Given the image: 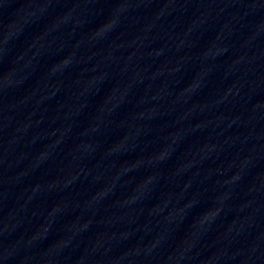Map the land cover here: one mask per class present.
<instances>
[{
    "label": "water",
    "instance_id": "obj_1",
    "mask_svg": "<svg viewBox=\"0 0 264 264\" xmlns=\"http://www.w3.org/2000/svg\"><path fill=\"white\" fill-rule=\"evenodd\" d=\"M0 264H264V0H0Z\"/></svg>",
    "mask_w": 264,
    "mask_h": 264
}]
</instances>
